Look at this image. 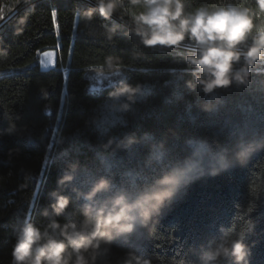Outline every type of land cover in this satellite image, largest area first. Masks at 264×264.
Masks as SVG:
<instances>
[{"label": "trees", "instance_id": "trees-1", "mask_svg": "<svg viewBox=\"0 0 264 264\" xmlns=\"http://www.w3.org/2000/svg\"><path fill=\"white\" fill-rule=\"evenodd\" d=\"M217 2L191 0L187 10ZM224 2L254 6V0ZM91 6L86 0H1L0 23L6 20L0 24V264H12L19 225L44 229L53 219H83L87 201L73 189L87 194L106 178L112 188L97 200L120 192L134 198L190 165L197 178L148 227L137 225L117 238L107 255L102 244L97 264H122L129 252L152 264H201L224 231H243L250 221L255 227L244 238L250 264H264V148L243 163L239 157L264 142V63L252 70L249 86L217 89L222 103L207 112L200 105L211 97L186 85L192 79L183 59L186 48L144 47L129 34L135 27L130 16L77 18V10ZM104 23L117 25L111 40ZM47 51L57 52V65L43 71L40 57ZM109 56L113 68L106 65ZM118 70L123 82L142 85L128 109L122 107L126 97L110 95L121 82L99 95L89 92V72ZM126 135L136 143L115 151V144L103 147ZM71 165H78L75 179L59 185ZM57 190L72 198L69 212L45 217Z\"/></svg>", "mask_w": 264, "mask_h": 264}, {"label": "clouds", "instance_id": "clouds-1", "mask_svg": "<svg viewBox=\"0 0 264 264\" xmlns=\"http://www.w3.org/2000/svg\"><path fill=\"white\" fill-rule=\"evenodd\" d=\"M92 5L77 10L80 19L91 22L97 14L106 21L112 20L114 15L121 20L130 16L135 27L129 30V34L138 36L144 47L186 48L183 59L192 76L186 81L187 87L201 89L211 97L200 105L204 111L212 112L222 103L214 95L217 89H227L232 85L249 86L252 70L258 63H264V0H254V6L219 0L200 5L194 11L187 10L191 7V0H93ZM102 28L109 40L117 31L115 24L104 23ZM106 65L113 68L114 58L107 57ZM115 66L119 67L118 58ZM141 91L142 85L122 81L110 95L114 99L126 97L128 102L122 107L128 109ZM134 143L136 138L126 135L118 144L109 140L103 147L107 149L115 144V151ZM260 148H264V142L245 148L239 154L241 163ZM70 167L71 173L62 176L58 180L59 185L69 184L75 179L78 165ZM221 167L227 168L228 165L222 162ZM197 175L195 165L175 170L134 198L120 192L97 200L99 194L112 188L111 181L106 178L97 181L87 194L73 189L87 201L81 210L83 219L65 223L53 219L44 229L31 222L19 225L14 229L16 243L11 253L12 264H97L102 244L107 245L103 249V254L107 255L117 238L132 234L137 225L148 227L172 203L180 189ZM51 195L54 201L42 215L60 217L68 213L72 198L58 190ZM254 227L255 222L250 221L243 231H224L201 264H223L228 258H232L234 264H250L251 249L244 243V238ZM53 233L59 238H55ZM122 264H152V261L129 252Z\"/></svg>", "mask_w": 264, "mask_h": 264}, {"label": "water", "instance_id": "water-1", "mask_svg": "<svg viewBox=\"0 0 264 264\" xmlns=\"http://www.w3.org/2000/svg\"><path fill=\"white\" fill-rule=\"evenodd\" d=\"M86 1L93 4L91 0H86ZM55 53L57 58V52ZM43 71H50V70H43ZM86 77L89 82V92L91 95H99L107 90H112L113 88L116 87L118 83L122 82L124 79L123 74L121 73L120 70L111 73H106L102 71H93V72H89Z\"/></svg>", "mask_w": 264, "mask_h": 264}, {"label": "bare ground", "instance_id": "bare-ground-1", "mask_svg": "<svg viewBox=\"0 0 264 264\" xmlns=\"http://www.w3.org/2000/svg\"><path fill=\"white\" fill-rule=\"evenodd\" d=\"M43 66L45 70H51L56 66V53L54 51H47L41 55Z\"/></svg>", "mask_w": 264, "mask_h": 264}, {"label": "rangeland", "instance_id": "rangeland-1", "mask_svg": "<svg viewBox=\"0 0 264 264\" xmlns=\"http://www.w3.org/2000/svg\"><path fill=\"white\" fill-rule=\"evenodd\" d=\"M5 20H6V18H4L1 23H3ZM40 67H41V69L45 70V68L43 66V62H42V58L41 57H40ZM106 73H108V72H106Z\"/></svg>", "mask_w": 264, "mask_h": 264}, {"label": "built area", "instance_id": "built-area-1", "mask_svg": "<svg viewBox=\"0 0 264 264\" xmlns=\"http://www.w3.org/2000/svg\"><path fill=\"white\" fill-rule=\"evenodd\" d=\"M0 8H1V0H0ZM123 24V23H122ZM123 25H125V26H128V25H126V24H123ZM129 28H131L130 26H129ZM132 29V28H131Z\"/></svg>", "mask_w": 264, "mask_h": 264}, {"label": "snow or ice", "instance_id": "snow-or-ice-1", "mask_svg": "<svg viewBox=\"0 0 264 264\" xmlns=\"http://www.w3.org/2000/svg\"><path fill=\"white\" fill-rule=\"evenodd\" d=\"M53 15H55V13H53ZM77 18H79V14H77Z\"/></svg>", "mask_w": 264, "mask_h": 264}]
</instances>
